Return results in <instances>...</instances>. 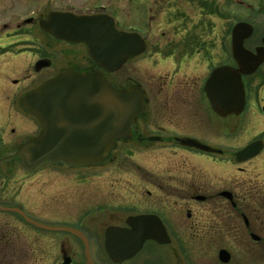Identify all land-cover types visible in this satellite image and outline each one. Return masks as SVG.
Masks as SVG:
<instances>
[{"label":"flooded vegetation","instance_id":"1","mask_svg":"<svg viewBox=\"0 0 264 264\" xmlns=\"http://www.w3.org/2000/svg\"><path fill=\"white\" fill-rule=\"evenodd\" d=\"M162 3L0 0V264H264V60L241 76L240 112L217 114L205 87L215 70L237 69L231 34L238 23L228 31L220 19L214 32L209 15L197 23L181 15L171 32H152ZM246 9L256 20L244 23L252 33L243 48L255 55L264 40V0ZM132 11L140 21L123 27ZM202 11L209 12L206 3ZM51 14L111 21L145 49L106 73L85 45L56 40L42 29ZM130 64L148 86L124 74ZM69 70L100 74L118 90L137 87L142 114L95 165L45 161L26 169L16 153L41 129L20 101ZM50 126L59 135L66 121ZM71 201L76 208L89 201L91 209L67 211ZM145 217L162 227L167 242L146 240L134 250Z\"/></svg>","mask_w":264,"mask_h":264},{"label":"water","instance_id":"2","mask_svg":"<svg viewBox=\"0 0 264 264\" xmlns=\"http://www.w3.org/2000/svg\"><path fill=\"white\" fill-rule=\"evenodd\" d=\"M41 26L56 40L85 45L91 60L109 74L118 71L126 60L145 49L137 36L117 32L111 21L100 17L51 14L46 26L45 23ZM251 33V27L244 23L233 27L231 47L237 69L224 67L215 70L206 83L210 105L219 115L240 112L244 97L241 76L252 74L264 60V40L255 55L243 48V42ZM221 94L227 97L223 104L218 100ZM20 105L37 120L41 129L38 137L17 151L22 166L30 169L49 161L80 167L101 162L113 148L115 140L130 135V125L142 114L143 96L137 87L130 86L125 90L112 87L100 74L86 75L69 70L24 95ZM56 121H66V128L58 132L59 135L50 126ZM186 144L209 151L194 141ZM149 221V217L143 218L142 237L134 250L146 240L167 242L162 227L156 229Z\"/></svg>","mask_w":264,"mask_h":264},{"label":"rangeland","instance_id":"3","mask_svg":"<svg viewBox=\"0 0 264 264\" xmlns=\"http://www.w3.org/2000/svg\"><path fill=\"white\" fill-rule=\"evenodd\" d=\"M153 1L154 0H152V2ZM239 1L240 0H238V2ZM241 1L243 3L241 4L242 6H240L239 4L236 5L235 0H227L226 3L224 2V0H192L191 2L190 0L189 2H187V0H163V3H162L163 9H161L160 13H158L156 18L154 19L156 22L151 25V31L152 32H166V33L171 32L172 30L169 29V26L172 23L176 25V21L181 15L192 17V21L194 20L195 23L201 20L203 15H206V16L209 15L208 18H211V21H212L210 24V31H214V32L219 31V25H222L223 23V22H219L220 19L225 22L227 30L229 31V29L234 23L236 22L237 23L239 22L247 23V22H251V20L253 19L250 15V12L246 9V7L247 5H250L252 3L256 4L257 0H241ZM202 3H206V5L209 7V12L202 11ZM135 4L136 6H138L139 4L138 1H136ZM241 7H242V10H240ZM180 11H183L184 13H179ZM136 14H137L136 12L132 11V16L129 19H126L127 22L129 20V23L127 25H124L123 27L135 25V23L137 24L140 20H139L138 15ZM253 20H256V19H253ZM160 25H162V29ZM136 67L137 66L134 67V65L130 64V66L128 67V71L125 72L124 74L128 73L131 76L130 78H133L137 81L139 80L144 85L148 86L149 82L146 81V78L140 80L139 72L137 69H135ZM164 72L165 71H162L160 72V74L162 75ZM152 96L154 97L155 94L152 93ZM156 101L157 99L154 97L153 106L156 105ZM80 205H81L80 208H79V204L77 208L76 206L72 207L73 206V202H72L71 209L68 204L67 211H90L91 209L89 201H82ZM51 244H53V242H51ZM49 250L51 252V255H54V253L56 252L55 248L52 245L50 246Z\"/></svg>","mask_w":264,"mask_h":264}]
</instances>
